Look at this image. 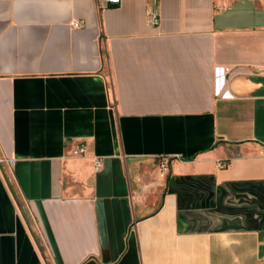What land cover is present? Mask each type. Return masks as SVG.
<instances>
[{"label":"crops","instance_id":"obj_1","mask_svg":"<svg viewBox=\"0 0 264 264\" xmlns=\"http://www.w3.org/2000/svg\"><path fill=\"white\" fill-rule=\"evenodd\" d=\"M261 69L264 0H0V264H264Z\"/></svg>","mask_w":264,"mask_h":264},{"label":"built area","instance_id":"obj_2","mask_svg":"<svg viewBox=\"0 0 264 264\" xmlns=\"http://www.w3.org/2000/svg\"><path fill=\"white\" fill-rule=\"evenodd\" d=\"M123 0H97L98 6L101 9H107V8H116L122 4ZM147 22L150 25H157L159 23V15L155 11H151L147 16ZM79 22H73V28L80 27ZM258 75L262 76L264 78V69H261L258 71ZM87 149L85 146H79L78 148L74 149L72 151L73 156H82L86 153ZM4 162L2 159H0V163ZM11 162V161H10ZM94 168L96 171H99L102 168L103 165V159L101 157H95L93 160ZM163 167L164 172L163 175L167 176L168 174V166L167 164H164Z\"/></svg>","mask_w":264,"mask_h":264}]
</instances>
